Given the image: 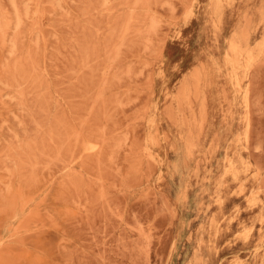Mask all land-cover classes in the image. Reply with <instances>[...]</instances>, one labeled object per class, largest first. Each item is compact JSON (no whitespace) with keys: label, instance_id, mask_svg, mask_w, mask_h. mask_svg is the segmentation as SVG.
<instances>
[{"label":"rangeland","instance_id":"obj_1","mask_svg":"<svg viewBox=\"0 0 264 264\" xmlns=\"http://www.w3.org/2000/svg\"><path fill=\"white\" fill-rule=\"evenodd\" d=\"M0 264H264V0H0Z\"/></svg>","mask_w":264,"mask_h":264},{"label":"bare ground","instance_id":"obj_2","mask_svg":"<svg viewBox=\"0 0 264 264\" xmlns=\"http://www.w3.org/2000/svg\"><path fill=\"white\" fill-rule=\"evenodd\" d=\"M191 13H192V11H191ZM180 33V32H179ZM180 35V34H179ZM91 146H93V145H91Z\"/></svg>","mask_w":264,"mask_h":264}]
</instances>
